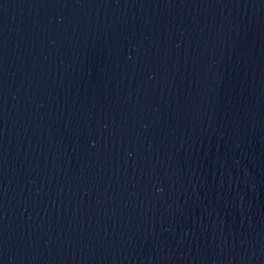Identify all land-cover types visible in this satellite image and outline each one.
<instances>
[{"label":"water","instance_id":"obj_1","mask_svg":"<svg viewBox=\"0 0 264 264\" xmlns=\"http://www.w3.org/2000/svg\"><path fill=\"white\" fill-rule=\"evenodd\" d=\"M0 264H264V0H0Z\"/></svg>","mask_w":264,"mask_h":264}]
</instances>
